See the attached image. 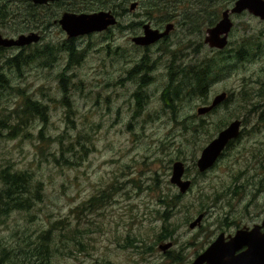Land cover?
I'll return each mask as SVG.
<instances>
[{"label": "rangeland", "instance_id": "rangeland-1", "mask_svg": "<svg viewBox=\"0 0 264 264\" xmlns=\"http://www.w3.org/2000/svg\"><path fill=\"white\" fill-rule=\"evenodd\" d=\"M186 1V11L169 16L176 23L175 30L171 40L162 45L167 59L176 62L168 66L165 61L151 72L139 73L153 79L145 89L149 95L146 110L138 109V116L133 114L132 95L141 87L140 78L116 84L121 73L99 48L103 45L102 35L85 39L84 59L69 65L58 48H52L48 56V51L42 53L37 48L0 52V73L6 81L5 85L0 84V121L6 125L0 128V172L10 167L40 182L38 189H30L37 199L32 198L28 210L0 216V243L16 259L20 258L18 262L26 264V260H33V254L25 253L40 248L37 238L45 235L49 253L37 256L44 264H125L130 255L123 247L134 245L130 241L136 237L141 254L137 264H145L144 255L152 252L153 240L155 247L158 237L170 234V229L175 230L178 247L183 245L182 253L191 257L201 246L207 247L219 227L233 232L244 219L259 214L263 204L259 201H264V177L254 179L261 181L259 191L252 197L242 196L239 189L244 188L245 180L241 182L239 172L257 167L258 156V167L263 168L264 117L257 121L256 115L247 116L248 130L216 169L205 173L194 169L201 150L219 128L241 115L238 108L245 107L242 113L248 115L251 103H262V99H251L245 91L237 93L232 89L240 77L233 74L226 78L228 51L207 48L204 31L200 32L210 17L201 20L197 12L190 14L194 2ZM236 23L230 40L232 49L240 48L237 39L247 35L248 40L240 43L255 51L262 41L264 22L244 16ZM192 29L196 30L194 34H186ZM60 32L54 26L51 37L62 38ZM110 34L114 41L109 47L119 48L118 55L112 52L111 58L140 56L141 51L128 38L130 33ZM16 54L18 64L14 65L12 59L6 58ZM186 57L191 58L188 66L182 64ZM103 65L108 68L104 74ZM198 73H202L204 85L208 82L205 91L193 90L196 78L187 84L184 77H196ZM213 76L218 78L214 85L213 81H204ZM167 88L171 95L162 102V91ZM176 92L178 100L173 101ZM221 92L233 93V101L223 104L215 113L196 114L203 101ZM241 93L249 100H244ZM27 100L45 108V122L36 114L22 115ZM163 103H171L175 110L165 109ZM196 124V130H189ZM9 125H18L13 134ZM252 151L257 155L251 159ZM233 156L241 157L243 163L231 162ZM175 162L185 165V179L191 181L185 194L170 183ZM251 174L248 170L247 175ZM222 187L228 194H212L211 188ZM212 197L227 207L232 226H225L224 218L219 220L215 212H210ZM161 199H165L166 208L160 205ZM172 208L170 216L163 215ZM199 216L201 227L191 229L190 224ZM4 262L13 264L12 260Z\"/></svg>", "mask_w": 264, "mask_h": 264}, {"label": "flooded vegetation", "instance_id": "flooded-vegetation-1", "mask_svg": "<svg viewBox=\"0 0 264 264\" xmlns=\"http://www.w3.org/2000/svg\"><path fill=\"white\" fill-rule=\"evenodd\" d=\"M192 1L194 2V4L192 7L193 10L190 12V14L193 12H197L199 19L201 20L205 16L210 17L209 22L204 25V28L201 30V32L199 31L200 33L204 31V40L206 30L214 27L222 19L224 12L228 13L231 27H229L230 29L227 35L226 46L223 49H217L209 47L207 44H205V42L204 44L208 49L214 52H222L224 50L228 51L229 58L227 59L228 65L226 67V78L229 79L233 74L240 77L237 83H235V87H233L232 89L236 90L237 93L239 92V90L245 91L246 94L250 95L251 99L258 97L262 99V103H258L259 101L251 103L252 109L248 110V115L242 113L245 107H239L240 109L238 108V112L241 113V115H238L236 119L229 120L228 122L223 124L221 128H219L217 135L213 139H216L223 130L227 129L234 122L239 123L236 137L227 142L213 166L208 170L202 172L205 173L209 170L213 171L214 169H216L220 161L224 159L225 156L228 157L231 154L232 148L235 147V144L240 140V138L242 137V133L248 130L250 120L246 119L247 116L256 115L257 121H261L264 117V34L261 37V43L258 44V48L255 51H253V49L249 47L245 48L244 44L240 43L248 40L247 35H244L241 38L237 39L240 40V42H238L240 48L235 51L232 49V42H230L231 38L234 37L235 28L237 25L236 21L238 19L247 16L264 22V19L260 18L259 15L252 14L248 8L250 6L251 9H254V7L257 8V5L258 8H262L264 0H250L248 2L249 6L243 8L239 12H236L235 9L237 7H244L243 2L242 4H237L240 0H205L204 3H202L201 0ZM187 7L188 3L186 0H46V2L40 4L34 3L33 0H0V37L2 39L17 40L20 36H29L30 34H34V38H37L36 42H32L24 46H0V52H20L22 50L37 48L42 53L48 51V56L52 53V48H58L59 51L63 52L64 59L67 65H69L73 61L74 63H79L84 59L85 51L87 48V43L84 41L85 39L89 38L91 35H102L103 45H100L99 48H101L105 55L110 58L108 60L110 62V65L116 67L119 73H121V76H119V78L117 79L116 84L120 86L121 81L125 80L127 83L133 80L136 76L140 78L141 87L139 91H136L134 95H132V100L135 102L133 114L134 116H138L140 112H142L143 110L145 112L146 110L145 106L146 104L148 105L149 95L145 91V89L151 84V81L153 79V77H143L142 74L139 73L144 71L151 72L153 67L165 61L167 62L168 66L176 62L167 59V51L162 47V45L171 40V34L175 30L176 23H174L173 17L169 16L174 14L176 15L178 13L182 14L184 11H186ZM97 13L110 14L116 20V24L101 33H88L75 37L67 36L66 32L63 30L60 24V20L65 14L80 16L92 15ZM168 25L172 26L169 33L152 44L138 45L132 41L134 38H140L143 36L146 29L145 26L149 28L147 30L162 34L165 32ZM178 25L181 26L182 24ZM54 26L58 27L61 30L60 35L62 38L56 39L51 37V29ZM115 31L130 33L131 35L128 38L130 39L133 47L141 51L140 56H138L137 58L126 59L118 58L119 56H117L116 58H111L112 52L113 54L115 53V55H118L119 53L118 47H116L114 50L109 47V44L113 43L114 41L113 34L110 33ZM195 32L196 30L192 29L188 30L186 34H194ZM171 48H173V43ZM75 55L79 56V58L76 59ZM16 56L17 54L14 56H10V58L12 60H16L18 59V57ZM190 59V57H186L185 60L182 61V64H184L185 66L190 65ZM203 59L204 58H202V60ZM71 68H73V66H71ZM107 69L108 68L103 65V74L106 73ZM217 80L218 78L216 76L205 79V81H213V85L217 83ZM210 86H212V84H210ZM205 90H207V85L204 86L203 91ZM170 95L171 93L168 91V88L163 89L161 94L162 102L164 98H169ZM220 95H225L224 99L221 102H218L210 110V112L202 115L197 114V110L199 108L210 106L214 99ZM240 96L246 101L249 100L242 93L240 94ZM141 97L143 98L140 101L139 99ZM232 97L233 93L228 94L226 92H221L220 94H215L211 96V99L207 98L205 101H203L202 104L204 105H201V107L198 105L199 108L198 106L196 107L198 108L196 110V114L198 116H205L211 113H215L220 106L233 101ZM164 108L168 109L165 104ZM138 109H141V111L138 112ZM231 116H233V114ZM183 121H186V119ZM180 124L183 125V123ZM187 125L189 124L187 123ZM197 126L198 124L191 126L189 130L194 131L197 129ZM251 128L254 129V127ZM183 130L188 131L186 127H184ZM256 155L257 154L252 151L251 159ZM230 158L231 162L243 163V159L239 156H233ZM257 160V167H249L248 169L246 168L242 170V172H239L241 182H244L245 180L244 188L239 189L240 191H242V196L252 197L254 192L259 191L261 181H255L254 179H257L260 176L264 177V162L263 168L259 169V156ZM194 169L195 171H198L196 163L194 164ZM248 170H251V175H247ZM185 172H187V170L184 165L183 179L187 180L185 179L187 175V173L185 174ZM211 191L212 194L216 197L222 196L224 195V193L228 194L227 191L225 192V187L217 189L211 188ZM260 192L262 193L263 190L261 189ZM177 195L178 197H181V194ZM230 196L233 197V194L231 193ZM259 202L264 204V201L260 200ZM263 204L259 214L255 218L249 216L250 218L244 219L239 228L238 226H236L233 232L225 231L224 227H219L216 231L217 235L212 241L208 243L207 247L204 248L203 246H201L199 250L194 251L191 257H188L189 255L185 256V254L182 253L184 247L183 245L181 247H178V240L174 236L175 230L170 229V234H161L158 237V244L155 247L154 244L156 243V240H153L154 244L152 246V252H148L146 253L147 255H144V259L146 262L145 264H192L195 258L203 253L217 239L218 236L221 235L223 240L226 242L228 241V238L230 236H234V234L238 230H251L254 227H261L264 222ZM160 205L166 208L165 199H161ZM208 208H210V212H213V214L215 212V216L217 219L221 220L222 218H224V220L226 221L225 226H228L229 224H231V226L233 225V222L231 221V215H229L227 207L218 203L214 197H212V202L210 203ZM244 208L246 210V214H248L247 206H244ZM171 211H173V208L171 210L166 209L163 215L170 216L169 212ZM196 226V228L201 227L200 223ZM263 231L264 230L261 227V232ZM130 243H133L134 245L130 247H123L124 251L130 255L126 259L127 263L125 264H137L139 254L137 245L138 237L130 241ZM174 248H178V250L174 251ZM154 249H156L155 252H153Z\"/></svg>", "mask_w": 264, "mask_h": 264}, {"label": "water", "instance_id": "water-1", "mask_svg": "<svg viewBox=\"0 0 264 264\" xmlns=\"http://www.w3.org/2000/svg\"><path fill=\"white\" fill-rule=\"evenodd\" d=\"M245 1V2H244ZM250 0H240L237 4H244V7L236 8L239 12L246 8ZM34 3H44L46 0H33ZM241 2V3H240ZM253 2V1H252ZM251 4V3H250ZM250 12L254 15H259L264 19V2L262 8L248 7ZM260 9V11H259ZM60 24L69 37H75L83 34L102 32L110 26L116 24V20L108 13H97L92 15H70L65 14L60 20ZM140 38H134L132 41L138 45H149L162 37L166 36L171 30L172 26L168 25L164 33L158 34L155 31L147 30ZM228 13L224 12L222 19L212 28L206 30L205 44L211 48L223 49L227 44V35L229 33ZM34 34L29 36H20L17 40L2 39L0 37V46H24L32 42H36ZM225 95H220L214 99L212 104L208 107H202L197 110L198 115L206 114L218 103L224 99ZM239 123L234 122L227 129L222 131L219 136L212 140L202 151L196 166L199 172H204L211 168L221 151L229 140L235 138L238 132ZM184 164L175 162L172 166V175L170 183L175 185L181 194L187 193L191 187L189 180L183 179ZM202 216H199L190 224L193 229L200 223ZM264 229V222L261 226ZM261 227H254L251 230H238L234 236H230L228 241H224L222 236L217 239L201 253L192 264H264V231L261 232Z\"/></svg>", "mask_w": 264, "mask_h": 264}, {"label": "trees", "instance_id": "trees-1", "mask_svg": "<svg viewBox=\"0 0 264 264\" xmlns=\"http://www.w3.org/2000/svg\"><path fill=\"white\" fill-rule=\"evenodd\" d=\"M12 61L14 65L18 64L17 62L18 59ZM184 77L187 81V84L189 83L190 79L195 80L196 78V85L193 87V90L203 91L204 86L208 84V82H206L205 85L203 84L202 73L196 74V77H194V75L192 77L191 76L188 77V75L185 74ZM0 84L1 85L6 84V81L2 73H0ZM177 100H178V93L176 92L173 101H177ZM167 107L172 111L175 110L174 106L171 103L167 105ZM44 112H45V108L41 107L39 103L34 102L32 100H27V102L24 104V110L21 111L22 115L24 116H33V114H36L38 117H41V120L43 122H45L46 117L43 114ZM3 127H6V125L3 121H0V128ZM17 128L18 125L8 126L9 132L11 134H13V132ZM65 162L68 165L72 164L70 161H65ZM39 186H40V182L33 180L28 173L13 171L10 167L3 169L0 172V216L3 215L8 216V214L14 210H22V211L28 210L33 204L32 198L37 199V196L32 197L33 195L30 193V189L31 188L38 189ZM38 241L40 245L38 244ZM47 243L48 240L45 239V235H41L40 237H38L37 245L40 248H36L30 251L29 253H25V254H33L32 257L34 258L33 260L32 259L26 260L27 261L26 264H44L43 262L40 261V257L37 258V256L41 254L49 253L47 249ZM52 243L53 242H51V244ZM9 254L10 257H8ZM19 259H16L15 255L12 254L11 251L6 250L3 247L2 243H0V264H7V262H4L5 260L7 261L12 260L13 264H23V262H18Z\"/></svg>", "mask_w": 264, "mask_h": 264}, {"label": "bare ground", "instance_id": "bare-ground-1", "mask_svg": "<svg viewBox=\"0 0 264 264\" xmlns=\"http://www.w3.org/2000/svg\"><path fill=\"white\" fill-rule=\"evenodd\" d=\"M136 98H137V97H136ZM142 98H143V97H142ZM137 99H138V98H137ZM137 99H136V100H137ZM139 100L141 101V99H139ZM138 102H139V101H138Z\"/></svg>", "mask_w": 264, "mask_h": 264}]
</instances>
